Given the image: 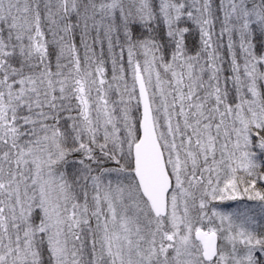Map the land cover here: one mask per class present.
<instances>
[{"label":"snow or ice","instance_id":"1","mask_svg":"<svg viewBox=\"0 0 264 264\" xmlns=\"http://www.w3.org/2000/svg\"><path fill=\"white\" fill-rule=\"evenodd\" d=\"M0 264H264V0H0Z\"/></svg>","mask_w":264,"mask_h":264}]
</instances>
